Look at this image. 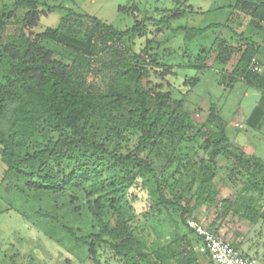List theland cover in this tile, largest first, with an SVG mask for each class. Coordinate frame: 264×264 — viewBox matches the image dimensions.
<instances>
[{"label":"trees","instance_id":"1","mask_svg":"<svg viewBox=\"0 0 264 264\" xmlns=\"http://www.w3.org/2000/svg\"><path fill=\"white\" fill-rule=\"evenodd\" d=\"M4 1L0 0V156L7 166V178L13 177V190L26 200L29 195L22 185L36 192L69 196V211L76 212L80 209L75 206L80 201L79 192L88 188L86 207L100 231L78 236L72 226L63 223L64 230L74 241L89 246L95 261L102 242L115 250L123 264H141L148 254L132 228L137 215L134 201L138 199L132 186L152 183L150 197L155 206L172 205L161 188L169 184L164 169L176 160L173 175L199 165L190 176L193 181L199 176L197 193L202 197L208 187H214L217 157H235L222 119L212 106L221 131L209 132L191 155L177 156L191 120L182 110L183 100L159 90L162 86L146 89L142 85L143 78L150 75L149 67L161 79L172 72L162 68L165 64H159L157 58L148 55L146 59L133 51L132 39L141 35L142 21L121 30L95 15L70 9L57 27L48 26L32 37L41 16V1L15 0L10 6ZM234 7L251 16L252 26L264 30V0H236ZM21 8L23 15L18 13ZM180 14L183 12L172 17ZM9 24H14L15 30L3 36ZM217 26L212 23L173 31L202 35ZM220 53L226 54L225 61L229 58L226 48ZM263 53L264 42L247 45L233 72L259 90H264V74L251 72L250 64L256 58L263 65ZM198 82L196 76L188 83L193 86ZM108 124L109 137L99 138L98 132ZM246 124L254 130L264 125V94ZM129 131L139 133V138L134 150L125 153L122 142L115 144L110 139L118 136L120 141H128L125 132ZM143 151L147 152L145 157ZM163 151L166 165L157 173L154 157L160 159ZM195 155L198 161L191 164ZM238 160L247 175L244 191L264 195V160ZM148 174L153 176L151 180L145 178ZM207 192L213 197L217 193L211 189ZM233 206L225 201L224 213ZM191 210L184 206L182 216ZM175 261L202 264L193 253Z\"/></svg>","mask_w":264,"mask_h":264},{"label":"rangeland","instance_id":"2","mask_svg":"<svg viewBox=\"0 0 264 264\" xmlns=\"http://www.w3.org/2000/svg\"><path fill=\"white\" fill-rule=\"evenodd\" d=\"M14 1L4 2L10 6ZM40 1L39 23L34 33L27 31L32 37L48 26L57 27L70 9L79 14L95 15L121 30L131 27L136 20L143 22L141 35L132 39L133 51L146 59L148 55L157 58L159 64H165L162 68L172 72L161 79L149 67L150 75L143 78L142 85L146 89L162 86L159 90L169 92L173 99L183 100L182 110L191 120L177 156L180 153L191 155L197 145L204 143L209 132L221 131V126L213 118L212 106L230 139L229 149L235 157H217L214 187H208L202 197L197 193L199 176L196 175L194 181L190 176L195 175L192 170L198 171L199 165L173 175L176 160L164 169L170 185L161 188L165 198L174 202L172 205L155 206L150 197L154 190L152 183L139 182L138 186H132L138 195L134 201L137 215L132 228L148 254L141 264H177L175 260L190 253L195 254L202 264H211L201 250L200 238L187 227V220L191 218L203 222L224 240L264 263V195L259 192H249L248 195L244 191L246 170L238 165V157L264 160V125L260 130H254L245 123L264 90L248 85L233 73L242 50L252 43L264 42V30L252 26L251 16L234 7L236 0ZM178 12L183 15L173 18L172 15ZM18 13L23 15L25 10L21 8ZM212 23L218 26L202 35L173 31L174 28H202ZM13 30L14 24H9L3 36ZM223 48L230 51L226 61L223 59L226 54L220 53ZM261 61L264 65V53ZM196 76L199 82L192 86L188 82ZM110 131L108 124L98 132L99 138L109 137ZM125 134L128 141H120L118 136L110 140L115 144L122 142V150L127 153L136 147L139 133L129 131ZM163 152L160 159L154 157L157 173L166 165V153ZM146 154V151L141 153L144 157ZM197 161L195 155L191 164ZM152 177L148 174L145 178L151 180ZM10 180L13 177L7 178V166L0 156V264H123L115 250L102 242L95 261L89 254V246L74 241L62 226L63 223L72 226L78 236L100 231L99 224L86 207L88 188L79 192L80 201L75 206L80 209L70 212L67 206L69 196L36 192L22 185L29 195L26 200L13 190L14 184ZM210 189L216 190L214 197L207 192ZM227 200L234 206L224 213ZM186 205L192 210L183 217ZM50 216L56 217L60 223Z\"/></svg>","mask_w":264,"mask_h":264},{"label":"built area","instance_id":"3","mask_svg":"<svg viewBox=\"0 0 264 264\" xmlns=\"http://www.w3.org/2000/svg\"><path fill=\"white\" fill-rule=\"evenodd\" d=\"M250 71L262 74L264 66L254 58L250 64ZM236 125L242 127V124L237 123ZM187 225L200 238L201 250L208 256L211 264H261L257 258L242 252L198 219H188Z\"/></svg>","mask_w":264,"mask_h":264},{"label":"crops","instance_id":"4","mask_svg":"<svg viewBox=\"0 0 264 264\" xmlns=\"http://www.w3.org/2000/svg\"><path fill=\"white\" fill-rule=\"evenodd\" d=\"M250 116V115H249ZM249 116L247 117V119L249 118ZM247 119H246V121H247ZM246 123V122H245ZM255 258H257V257H255ZM209 259V258H208ZM258 259V258H257ZM209 261V260H208ZM202 263V262H201ZM209 263H211L210 261H209ZM261 264H264V263H261Z\"/></svg>","mask_w":264,"mask_h":264}]
</instances>
